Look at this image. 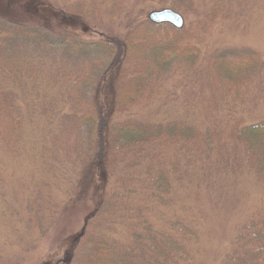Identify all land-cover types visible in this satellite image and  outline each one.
<instances>
[{"label": "trees", "instance_id": "16d2710c", "mask_svg": "<svg viewBox=\"0 0 264 264\" xmlns=\"http://www.w3.org/2000/svg\"><path fill=\"white\" fill-rule=\"evenodd\" d=\"M229 12L227 1L217 0L209 16ZM205 29L201 22L178 29L141 17L123 36L92 42L109 51L95 74L91 63L72 65L0 41V152L33 160L42 130L71 166L79 193L96 169L104 175L92 215L58 264H195L186 240L198 237L196 229L180 219L157 224L146 211L171 205L176 187L209 167L229 175L248 172L264 189V118L203 124L194 120L193 106L165 119L132 112L168 76L196 67L198 52L185 41ZM204 68L200 77L213 111L229 99L245 105L250 90L264 100V55L213 53ZM107 100L122 116L107 112ZM31 202L45 234L42 222L57 204L40 191ZM222 264H264V214L243 224Z\"/></svg>", "mask_w": 264, "mask_h": 264}, {"label": "rangeland", "instance_id": "374dc122", "mask_svg": "<svg viewBox=\"0 0 264 264\" xmlns=\"http://www.w3.org/2000/svg\"><path fill=\"white\" fill-rule=\"evenodd\" d=\"M216 1L0 0V41L72 65L91 63L90 72L95 74L109 51L93 41L121 37L139 18L171 8L183 16L185 27L205 23L204 31H196L185 41L191 51L198 52V63L194 69L168 76L155 95L133 106L132 112L137 117L165 119L193 106L197 123L210 124L231 117L254 122L264 118V100L254 90H250L245 105L229 99L213 111L200 76L206 56L213 53L264 55V0H226L229 13L209 16ZM173 4L184 9L177 10ZM88 90L95 96L94 88ZM105 103L107 112L122 116L112 111L109 100ZM37 140V157L33 160L29 154L11 160L0 152L6 163V168L0 169V264H58L92 215L103 190L104 175L96 169L79 193L71 166L50 137L40 130ZM44 146L48 150L43 151ZM38 191L57 204L56 213L42 222L45 234L40 233L34 209L30 211ZM173 195L171 205H152L155 211L146 214L157 224L180 219L196 229L198 237L186 240L195 264H222L243 224L264 214V189L248 172L229 175L215 167L204 173L196 170L194 177L184 179Z\"/></svg>", "mask_w": 264, "mask_h": 264}, {"label": "water", "instance_id": "95a60500", "mask_svg": "<svg viewBox=\"0 0 264 264\" xmlns=\"http://www.w3.org/2000/svg\"><path fill=\"white\" fill-rule=\"evenodd\" d=\"M148 17L154 23H169L178 29L184 27L183 16L179 12L171 8H164L161 10L152 11L149 13Z\"/></svg>", "mask_w": 264, "mask_h": 264}]
</instances>
